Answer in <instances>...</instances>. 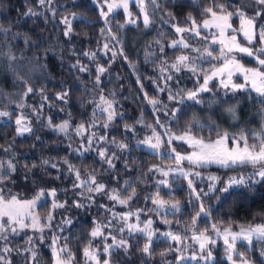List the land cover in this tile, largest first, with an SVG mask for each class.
<instances>
[{"label":"trees","instance_id":"16d2710c","mask_svg":"<svg viewBox=\"0 0 264 264\" xmlns=\"http://www.w3.org/2000/svg\"><path fill=\"white\" fill-rule=\"evenodd\" d=\"M158 2L160 9L157 12L161 13L163 20L169 24L168 27L159 28L162 35L154 29L157 13L152 18L149 30L144 31L141 16L137 17L139 12L134 10L133 5H129V9L133 18L138 20L134 26L128 24L123 29L117 28L125 20L120 10L109 18L108 25H111L113 31L119 33L122 41L119 51L124 53L120 55L118 51L116 56L109 61L110 56L105 59L100 54L103 42L111 38L106 30L109 26L105 24V20H101L99 11L92 0H52L51 4L46 3L43 6L39 4V0H0V25L4 28H11L12 36L8 37V40L12 46V52L17 57L15 63L18 65V71L34 89L33 92L24 96L23 93L26 91L24 82L9 69L7 59H0V110L14 113L10 117H0V162L3 163L4 170H7L9 161L16 168L15 172H9V178L0 184V188H3L4 194L10 192L20 199L27 200L33 199L41 188L45 191L55 189L56 199L65 204L64 208L53 210V198L50 196H44L37 202L35 211L42 219H46L49 212L54 215L53 229H45L43 243L36 232L26 229L10 236L7 242V246L14 250L27 249L30 247L27 237L33 236L40 264H52L51 254L48 251V239L54 231L55 234L60 233L62 237L69 238L78 264H82L83 248L92 239L89 234L95 227L93 221L106 224L110 217L111 211H107L100 205H105L116 212L135 211L138 208L149 209L151 200H146V197L154 195L159 188L163 199L173 202L180 201L181 212L171 216L172 222L181 221L179 227H184V223L189 222L199 210L198 204L194 209L189 203L192 197L182 177L174 178L169 188L175 182L180 183L181 186L169 190L155 185L156 175L149 170L153 166L168 167L171 165L174 167V164L134 144L137 137L140 138L151 132V129L144 125L154 124L147 108L148 102L144 98L145 93L150 98H158L169 107H172L174 103L168 100L167 91L158 93L152 88V80H159L155 78L157 76L154 74V66L159 57L171 62L185 50L165 48V52L161 53L159 48H155L158 45L156 41L159 40L160 45L167 46L175 38L174 31L169 27L173 24L186 26L184 22L189 14L202 21L204 17L200 13L206 6L203 0H195V2L194 0H158ZM228 2L232 5V11H235L236 6L254 4V0H228ZM29 8H32L38 15H25ZM251 11L252 8H249V13ZM73 13H75V19H73ZM168 13H171V17L175 19H172ZM64 17L72 21V32L67 37L64 35L66 25L61 22ZM239 23V19L234 18V26L238 28ZM102 29L105 31L102 32ZM239 39L243 41L240 37ZM192 43L199 44L200 41L193 39ZM0 46H4L3 50L7 51L2 34H0ZM146 50L157 52V55L159 51V55L147 60ZM86 52L96 53L95 59L90 60L85 55ZM236 56L246 67H259L250 57ZM215 63L216 61H212V64ZM73 65L76 67L74 68ZM82 65H86L88 70L80 72L79 67ZM97 66L106 69L100 76L99 85L96 84ZM203 67L210 68L211 64L205 63ZM177 75L178 80L175 78ZM173 76L174 79L169 81L173 91L199 86L197 77L190 72L173 73ZM202 79L203 74L200 76L201 82ZM138 80L141 83H138ZM241 81L239 77L234 78V82ZM209 88L210 91L201 93L203 104L194 105L178 124L173 125L174 128L184 127L192 114L196 113L202 122L207 123L209 119L214 120L222 128L233 133L246 131L248 134H255L260 131L264 123L261 119L264 112L261 111L259 103L261 98L255 92H251L250 89L237 92L230 89L225 90L216 80L210 82ZM61 92H68L67 103L56 99L57 94ZM101 95L114 99V108L117 109L116 118L107 129L101 126L106 117L99 110H96L95 115L93 114L94 102H99ZM213 99H216L217 103L210 106L208 102ZM20 103L23 104L22 108L17 106ZM185 103L192 104L193 102L186 101ZM233 105L236 106L238 114L235 121L225 111L227 107ZM163 111L161 107L159 112L161 120L165 119ZM34 113H39V115ZM20 115L28 118L27 123L33 129L31 133L17 134L15 120ZM49 119L54 124L69 120L71 125L69 133L66 135L48 127ZM93 121L97 125L93 131H96L97 135L104 133L107 136L103 146L110 149L109 155L116 150L117 156L120 155L114 160L115 168H110L94 151L84 152L82 155L74 151L80 148L81 142V137L76 135V127ZM126 125L133 127L135 132L125 131ZM203 134L208 135L207 128L204 129ZM113 140L128 144L130 151L121 152L113 149ZM252 142L250 135L249 143ZM174 144L178 151H189L188 146L181 145L180 142H174ZM69 145L72 147L70 148ZM65 159L82 173L94 170L97 180L105 183L109 191L113 188L123 190L127 181L131 187L127 188L124 196L129 195L135 188L136 197L130 202L129 207L119 204L113 207L115 202L103 193L96 194L92 200L82 199L79 195L81 192L84 197L90 194L86 189L73 187L77 179L75 174L69 171L68 164L64 163ZM45 160L49 161L47 165L44 164ZM52 164L58 165V168H53ZM201 171L203 175H217L223 181L230 176L247 177L253 169L251 166L243 165L234 169L211 165ZM204 189L207 190V187L204 186ZM231 192L232 195L228 196L223 204L217 203L214 198L205 197V206L211 208L212 215L211 218L201 216L198 219L199 231L208 229L206 219L210 225L223 220L222 227L231 226L233 229L264 224V183H257L251 187H234ZM73 201H80L86 207L77 208ZM147 213L141 215L149 217L154 214ZM65 218H71L72 223L63 225L64 231L60 232L56 226L61 225V221ZM228 221L232 222L231 225ZM105 231L109 232V229ZM124 236L127 238L129 234L125 232ZM61 243H64L63 239ZM93 243L102 249L100 239ZM145 243L146 238L137 234L133 235L127 254L122 249L114 250L111 258L113 264L116 261L120 264H175L174 251H169L164 256L161 255L170 246L166 241L159 239L153 242L151 256H146L142 252ZM247 248L246 246L238 247L237 252H244ZM212 252L214 257L212 264H228L223 259L224 252L219 247ZM12 255L15 257V264H21L22 256H16L15 251ZM246 255L257 264H264L260 256L259 244L255 250L249 249Z\"/></svg>","mask_w":264,"mask_h":264},{"label":"snow or ice","instance_id":"6c2138e0","mask_svg":"<svg viewBox=\"0 0 264 264\" xmlns=\"http://www.w3.org/2000/svg\"><path fill=\"white\" fill-rule=\"evenodd\" d=\"M92 2L101 9L100 16L105 20L106 25L109 24V18L114 15L117 9H123L125 13V20L119 25V28L123 29L128 24L135 25L138 22L137 18H133L132 12L129 11V0H103L102 4L100 0H92ZM203 2L206 6L202 8L200 13L204 17L202 21L189 14L184 22L186 26L172 25L178 39H173L171 44L167 46L160 45L159 40L156 41L160 45L159 51L161 53L165 52V47L184 49L185 51L177 55L173 62H162L160 64L161 76L159 79L164 81V87H160L157 81L153 82L156 84L159 92L167 91L168 100L174 103L172 107H169L158 98H150L145 93L144 98L152 105L154 109L153 115L156 116V119L154 124L144 125L146 128L151 129V135L145 136L143 140H138V145H147L162 159L169 160L174 164V167L169 165L166 168L153 166L149 170L158 172L163 177V179L156 180V186L169 187L174 178L182 177L188 183L190 197L194 198L190 199L189 203L194 209L198 204L199 210L196 211L195 216L189 222L184 223L183 232L172 230L159 232L153 227V219L149 217L141 221V214H146L147 212L155 213L161 217L164 223L170 224L171 221L167 219L168 215H175L181 212L180 201L171 202L170 200L163 199L160 196L159 188L154 195L146 197V200H151L153 208H138L135 211L116 213L112 209L107 208V206L100 205V207H104L107 211L112 212V219L108 220L106 224L93 221L95 227L89 234L92 239L83 248L85 264H113L111 258L114 250L122 249L127 254L131 237L137 233L146 238V243L142 248V252L146 256L152 255L154 237L158 238V236H162L166 242L171 241L172 243L161 255L164 256L169 251L177 252L175 264H186V262L187 264H191L193 261L195 264H201V261H203V264H212L213 252L210 246L216 245L217 240L209 235V229L205 228L203 231H199L197 225V221L201 216L211 218L212 215L211 208L205 206V197L208 199L214 198L217 203L223 204L227 201L228 196L232 195V188L238 186L251 187L257 183H264V123H262L260 131L255 134H248L246 131L233 133L226 128H222L214 120L209 119L207 123H204L196 113H193L184 127H173L174 124H178L188 114L194 105L203 104L204 101L201 93L210 91L209 84L214 79H218L220 87L225 90L230 89L233 92H237L249 91L250 89L251 92H255L261 98L259 103L261 104V111L264 112V0H254V4L236 6L235 11L231 10L232 5L228 0H203ZM46 3L51 4L52 0H39L41 6ZM135 4L139 8L137 17L142 16L144 26L148 28L152 23L155 13L160 9L158 0H135ZM104 7L107 8V11L104 10ZM249 8H252L251 13H249ZM25 15L35 16L38 13L29 8ZM168 15L171 17V13H168ZM171 18L175 19V17ZM234 18L239 19L238 28L234 26ZM73 19H75V13H73ZM61 22L66 25L64 35L66 37L70 36L72 21L64 17ZM106 30L111 40L119 44V33H114L111 27H107ZM101 31L104 32L105 29ZM0 34L4 36V44L7 45V51L3 50L4 46H0V59H7L9 61V69L24 82L26 91L23 95L26 96L28 93L33 92L34 89L30 86L28 80L18 71V65L15 63L17 57L12 52V46L8 40V37L12 36V30L0 25ZM241 36L243 37V41L239 39ZM12 38L14 39L15 37ZM193 39H197L200 43L193 44ZM217 45L219 46L218 48L215 47ZM104 48L107 50L109 45L105 43ZM235 53L253 58L259 67H246ZM112 54L115 57L116 51L112 50ZM85 55L90 60H94L96 53L86 52ZM120 55H124V53L121 51ZM212 61H216V63L212 64ZM205 63L211 64V67L205 69L203 67ZM73 67L75 68L76 65H73ZM87 70L86 65L79 67L80 72ZM105 71L104 67L97 66V85L100 84V76ZM184 72H190L193 76L197 77L199 87L192 89L182 88L173 91L169 85V81L174 79L173 73L182 74ZM201 74H203L202 82L200 80ZM237 74L243 77V83L234 82L233 77ZM175 78L178 80L179 76L177 75ZM137 82L141 83L140 80ZM141 90H143V86H141ZM67 97L68 92H61L57 94L56 99L67 103ZM44 99L48 98L44 97ZM186 101H192L193 103L187 104L185 103ZM94 103L95 109L93 114L95 115L96 110H99L106 117L105 122L101 126L107 129L117 115V109L114 108L115 101L101 95L99 102ZM208 103L211 106L216 104L217 100L213 99ZM220 103H223V101H220ZM17 106L22 108L23 104L20 103ZM161 107L164 109V120H161L159 116ZM225 111L232 117L233 121L237 119L235 105L227 107ZM34 114L39 115V113ZM11 115H14V113L0 110V117H10ZM261 119L264 121V116ZM27 120L28 118L23 115L16 118V132L18 135L33 131ZM48 127L56 132L67 135L71 125L69 120H64L60 124H54L49 119ZM96 127L95 121L87 124L82 123L76 127L75 132L77 136L81 137V142L80 148L74 149V151L80 152L81 155L84 152L94 151L110 168H115L114 160L118 158L117 153L111 152L109 155L110 149L103 146L107 136L104 133L97 135V132L93 131ZM205 128L208 130L207 136L203 134ZM125 131L134 133L135 129L126 125ZM250 135L252 136V143H249ZM213 136L215 137L214 139ZM175 141L181 142V145L186 144L190 151H178L174 144ZM112 144L121 152L130 151V146L126 143L113 140ZM165 144L170 149V152L162 151ZM69 147L71 148L72 145H69ZM48 163L49 161H44V164L47 165ZM64 163L68 164L69 171L73 172L76 176L77 183L73 187L86 189L90 194L88 197H84L83 192H81L79 195H81L82 199L92 200L96 194L103 193L108 199L115 202L113 207L115 204L129 207L130 202L136 197L135 188L132 189L129 195L124 196L127 188L131 187L127 181L125 182L126 187L123 190L113 188L109 191L105 183L97 180L94 170L82 173L67 159L64 160ZM211 165L225 169H234L242 165L251 166L253 171L247 177L243 175L230 176L222 181L217 175L205 177L202 174L201 170ZM51 166L58 168L56 164H52ZM15 171V165L11 161L7 163V170H4V165L0 162V173H2L0 174V184H3L9 178V172ZM196 178H199L201 182L204 180L208 181L207 190L196 185ZM44 196L53 198V210L65 207L64 203H60L56 199L55 189L45 191L44 188H41L33 199L21 200L10 192L4 194L3 188H0V241L4 242V246L0 247V264H15V257L12 255L13 251H15L16 256H24L25 264H40L33 236L27 237L28 244L30 245L27 249L14 250L7 246V242L10 239V235H16L19 231L25 229L41 233L39 240L41 243L44 242L45 237L43 233L46 228L53 229L52 221L54 219L52 212H49L46 219H42L35 211L37 202ZM73 203L77 208L86 207L80 201H73ZM133 218H135V223L130 222ZM114 221L120 225L116 229L120 234L119 237L113 235L110 231H105V229L113 227ZM71 223V218H65L61 221V225L56 227L59 228L60 232H63V225H70ZM180 223L181 221L177 220V224ZM228 223L231 225L232 222L228 221ZM223 224V220L213 222L211 232L216 237L223 239L229 264H257V262H254L246 255L249 249L255 250L257 244H259L260 256L264 258V224L249 225L247 227L241 226L238 231L231 226L222 227ZM189 231L192 232L190 238L187 236ZM125 232L129 234L127 238L123 235ZM62 239L64 243L60 244V240ZM97 239L104 241L102 248L103 256L100 254L101 250L93 243ZM188 239L198 244V251L193 250L190 256L185 255ZM109 240L111 243H108ZM245 243L248 245V248L244 252H237L238 247H244ZM50 248L52 250V264H78L77 257L70 246L68 237H62L55 234L54 231L51 237ZM25 253H30V255H25ZM115 264H120V262L116 261Z\"/></svg>","mask_w":264,"mask_h":264},{"label":"rangeland","instance_id":"374dc122","mask_svg":"<svg viewBox=\"0 0 264 264\" xmlns=\"http://www.w3.org/2000/svg\"><path fill=\"white\" fill-rule=\"evenodd\" d=\"M100 2H101V4L103 3V0H100ZM94 4V3H93ZM95 5V7L97 8V10L99 11V14H100V8L99 7H97V5L96 4H94ZM129 5H133L134 6V10H136V11H138L139 12V8L136 6V4H135V0H129ZM104 10L105 11H107V8L106 7H104ZM117 10H120L121 11V14H122V17L123 18H125V13H124V11H123V9H117ZM116 10V11H117ZM115 11V12H116ZM129 11H131L130 9H129ZM157 13V14H156ZM155 14H156V16H157V19H156V22H154V29H156L157 30V32L159 33V34H161L162 35V31H160V29L159 28H163L164 26H166V27H168L169 26V24H168V22H166L165 20H163L164 18L161 16V13H159V12H156ZM100 18H101V20H103L104 21V19L100 16ZM141 20H142V26H143V29L142 30H144V31H147V30H149V28H150V26L148 27V28H145V26H144V23H143V17L141 16ZM152 24V23H151ZM129 25H131V26H134L133 24H129ZM109 27H111V25H108ZM117 28H119V27H117ZM170 29H172L173 31H174V33H175V38L174 39H178V37H177V34H176V32H175V30H174V28L172 27V25H171V27H169ZM172 31V32H173ZM113 32H115V31H113ZM185 35H188V34H185ZM241 39H243V37L241 36L240 37ZM171 42H172V40L167 44V45H169V44H171ZM105 43H107L108 45H109V48L106 50L105 48H104V44ZM120 43L122 44V41H121V39H120ZM120 43L119 44H117L115 41H113V40H111V38H110V40H108V41H104L103 42V44H102V49H101V51H100V54H101V56L103 57V58H105V59H108L107 58V56H110L111 58H110V60L109 61H111L114 57H113V54H112V50H115L116 51V54H117V52L120 50V48H121V45H120ZM246 43V42H245ZM157 47H155V45H153V47H155V48H159L160 46H158V45H156ZM166 46V45H165ZM215 47H219L218 45L217 46H215ZM165 48H171V47H165ZM151 49H153V48H151ZM121 51H119V53H120ZM146 53H145V57H146V59L147 60H149V59H154L155 58V56L157 55V52L156 53H153V52H148L147 50L145 51ZM107 54H109V55H107ZM158 55H159V51H158ZM158 55H157V57H158ZM235 55H242V56H245V57H248V56H246V55H243V54H240V53H235ZM251 58V57H250ZM253 59V58H252ZM175 60V59H174ZM173 60V61H174ZM157 62L155 63V66H154V74L157 76V77H155V78H159L160 76H161V73H160V68H159V66H160V64L162 63V62H167V60H165L164 58H162V57H159L157 60H156ZM173 61H171V62H173ZM171 62H167V63H171ZM235 77H239V78H241V82H236V83H243L244 81H243V77L242 76H239V74H237L236 76H234L233 77V80H234V78ZM214 80H216V81H218V83H219V80L218 79H214ZM153 81H157V80H152V83H151V86H152V88L156 91V92H158L159 93V91L157 90V87H156V84L153 82ZM158 83H159V85H160V87H163L164 86V81L163 80H161V79H159L158 81H157ZM199 87V86H198ZM145 101L146 102H148V100L147 99H145ZM147 108H148V110H149V113H150V116H151V118H152V120H153V122L155 121V119H156V117L153 115V111H154V109H153V107H152V105L151 104H149V102H148V104H147ZM238 115V114H237ZM227 124H228V121L226 122ZM16 127H17V125H16ZM129 133H132V132H129ZM148 135H151V132L148 134ZM145 136H147V134L145 135ZM145 136H142V137H140V138H138L137 137V139L134 141V144L137 146V147H139V148H141V149H143V150H145V151H148V152H151V153H154L147 145H138V140H143L144 138H145ZM80 138V137H79ZM175 142H179V141H175ZM181 143V142H180ZM184 145H186V144H184ZM187 146V145H186ZM112 148L113 149H118L117 147H115L114 145H112ZM119 150V149H118ZM82 151V150H81ZM162 151H164V152H170V149L167 147V145L165 144L164 145V147L162 148ZM189 151H190V149H189ZM112 152H115V151H112ZM116 153H117V150H116ZM118 158L120 157V155H118L117 156ZM117 159V158H116ZM164 168H166V167H164ZM154 175H156V178L154 179V183H155V185H156V180L157 179H163V177L162 176H160V174L158 173V172H154ZM210 175V174H209ZM209 175H204L205 177H207V176H209ZM185 183H186V186H188V183H187V181L185 180ZM195 183H196V185L198 186V187H203L204 188V186L205 187H207V184H208V181L207 180H204L203 182H201L200 181V179L199 178H196L195 179ZM179 186H181V184L180 183H177V182H175L173 185H172V187L171 188H173V187H179ZM157 187H160V188H164V189H166V190H169V189H171V188H169V187H163V186H157ZM188 190H189V193H190V189L188 188ZM20 199V198H19ZM192 199H194L193 197H192ZM21 200H27V199H21ZM31 200V199H30ZM171 202H173V201H171ZM154 206L152 205V203H151V208H153ZM115 212H116V210H114ZM126 212H129V211H125V212H120V211H118V212H116V213H126ZM146 214H148V213H146ZM171 214H169L168 215V217H167V219L169 220V221H171ZM149 217H151L152 219H153V227L155 228V229H157L159 232H165V231H169V230H172V231H178V232H183L184 231V227H182L181 225V227H179V224H177V221H171V223L170 224H168V223H164L163 221H162V219H161V217L159 216V215H156L155 213L153 214V215H150ZM149 217H145L144 215H141L140 216V220L141 221H144L145 219H147V218H149ZM110 219H112V212L110 213V217H109V220ZM206 224H208V229H209V235L210 236H212V238L213 239H216L217 240V244L216 245H212V246H210L211 248H212V251L214 250V249H216V247H219L223 252H224V256H223V259L229 264V262H228V260H227V256H226V252H225V245H224V243H223V239L222 238H220V237H216L215 236V234L214 233H212L211 232V225H210V223L208 222V219H206ZM130 222H132V223H135L136 221H135V218H133ZM257 225H259V224H257ZM119 223L118 222H116V221H114L113 222V227L112 228H110L109 229V231L110 232H112V234L113 235H116L117 237H119V233L116 231V229H118L119 228ZM254 226V225H253ZM26 230H31V229H26ZM235 230H239V228L238 229H235ZM21 231H19V233H20ZM107 232V231H106ZM18 233V234H19ZM37 233V235L38 236H40L41 235V233H39V232H36ZM127 233V232H126ZM58 235H60V236H62L60 233L58 234ZM123 235H124V233H123ZM137 235H140L141 236V234H139V233H137ZM191 235H192V232L191 231H189L188 233H187V236L190 238L191 237ZM10 236H12V235H10ZM51 237L52 236H50L49 237V252H50V254H51V259H52V250H51V248H50V245H51ZM159 239H162V240H164L165 241V239H164V237H162V236H158V238H155L154 237V241L153 242H155V241H157V240H159ZM102 241V240H101ZM103 243H104V241H102V248H103ZM108 243H111V241L109 240L108 241ZM168 244H170L171 245V241H168L167 242ZM60 244H62L61 243V240H60ZM101 244H99V246H101ZM4 246V242L3 241H0V247H3ZM244 246H246V247H248V245L245 243L244 244ZM187 250H186V252H185V255L186 256H190L191 254H192V252H193V250H197L198 251V244H196V243H194V242H192L191 241V239H188L187 240ZM47 249H48V245H47ZM101 251H100V254H101V256H103V252H102V249L101 248H99ZM175 252V251H174ZM175 254H176V256L178 255V253L177 252H175ZM25 255H30V253H26ZM237 259H238V257H237ZM262 260H263V262H264V258H262ZM213 261H214V257H213ZM213 263V262H212ZM21 264H25V260H24V256L22 255V262H21ZM82 264H85V259H84V257H83V263ZM186 264H187V262H186ZM191 264H195V262L193 261V262H191ZM201 264H203V261H201Z\"/></svg>","mask_w":264,"mask_h":264}]
</instances>
